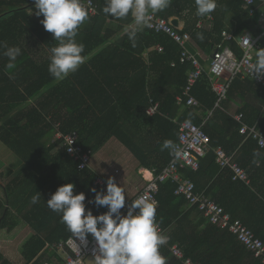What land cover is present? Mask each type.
<instances>
[{"label":"trees","instance_id":"trees-1","mask_svg":"<svg viewBox=\"0 0 264 264\" xmlns=\"http://www.w3.org/2000/svg\"><path fill=\"white\" fill-rule=\"evenodd\" d=\"M91 1L98 15L88 17V26L83 30L79 27L75 37L84 45L82 55L90 58L64 80L56 81L47 68L49 49L57 41L40 23L43 16L36 15L34 0H0V42L21 49L15 67L8 69L5 49L0 48V143L15 155L20 166L0 175H14L2 187L0 232L15 229L16 225L9 222L13 207L32 232L22 247V264H63L55 251L46 249V244H57L72 235L60 214L47 207L46 200L59 186L72 183L74 194L84 193L85 208L94 216L107 211L90 203L92 189L106 192L96 182L97 175L90 168L79 170L61 148L62 141L55 139L56 134L77 136L78 145L92 155L113 138L143 167L150 168L149 154H154L153 164L163 168L172 150L163 149V142L171 140L175 145L182 122L201 126L214 107L215 96L205 73L191 90L200 110L176 105L175 97L183 92L192 66L179 63L180 49L165 35L146 27L137 32L134 43L124 34L105 46L110 33L106 30L98 37L94 34L96 25L108 20L122 28L132 22L131 15L117 20L102 11L105 0ZM216 2L209 15V31L196 29V23L207 22V16L196 15L195 0H170L169 6L156 15L182 21V32L191 35L205 56L212 57L228 46L240 57L236 42L224 40L226 15L233 19L235 38L246 31L256 33V17L249 15L251 7L242 0ZM157 46L163 48L162 53L156 52ZM145 51L149 53L143 58ZM224 77L228 79L227 74ZM150 100L159 104L158 114L152 117L145 114ZM237 100L241 105L236 114L242 115L243 124L264 131V89L249 79L234 78L222 110H215L202 126L209 137L210 152L200 159L197 171L186 170L183 176L193 182L196 192H203L264 242V151L252 140L243 142L239 125L223 112L225 103ZM218 147L228 155L235 154L236 162L249 175L248 186L232 182L230 172L216 164L213 150ZM254 153L260 154L258 163H253ZM175 188L170 182L160 184L156 195V223L166 234L169 231L167 243L159 249L166 264H179L168 251L172 245L200 264H260L232 235L210 225L196 207L175 196ZM37 192L41 200L32 204L31 197ZM192 214L194 221H190ZM0 264L13 263L0 253Z\"/></svg>","mask_w":264,"mask_h":264},{"label":"built area","instance_id":"built-area-1","mask_svg":"<svg viewBox=\"0 0 264 264\" xmlns=\"http://www.w3.org/2000/svg\"><path fill=\"white\" fill-rule=\"evenodd\" d=\"M242 1L247 7H251L249 15L256 17V33L246 31L237 38L225 35V40H234L236 42L242 53L241 56L238 57L229 47H224L214 53L207 70L200 63L198 56L187 49V45L192 42L189 33L182 32L183 29L181 28L173 27L170 19L162 18L156 14L151 17V26L147 27V29L155 34H163L168 37L180 49L179 63H190L192 66V71L188 74L183 92L175 97L176 105H185L187 108L200 110L201 105L192 97L191 90L204 73L207 75L208 88L215 96V103L213 110L206 113L201 126L188 121L179 125L177 143L175 148L171 150L169 161L161 169L153 167L149 170L151 178L144 181V185L133 199L125 200V208L121 209V214H125L127 207L138 198L156 202L159 185L170 182L176 187L175 196L183 198L189 207H196L210 225L232 235L253 259L260 264H264V242L256 237L241 220H232L222 207L206 197L203 192H196L193 182L183 176V172L186 170L197 171L200 159L210 152L209 137L203 131L202 126L213 116L215 110H222V104L227 100L230 84L234 78L249 79L257 87L264 89V75L259 77L255 74L252 75L248 68V64L254 59L256 49H261L264 39V0ZM80 3L88 11V17L98 15L97 7L91 0H80ZM210 19L211 17H208V20ZM202 27V22H198L196 29H202ZM245 39H248L250 46L253 48H250L245 43ZM155 50L158 53L163 52L161 46H157ZM174 66L175 64L171 63V67ZM225 74L228 75V79L224 77ZM149 103L150 105L146 109L145 114L148 117H152L158 114L159 104L152 100ZM232 118L239 125L238 132L243 137V142L252 140L256 142L259 149L264 151V131L256 125L249 127L243 124L241 114H235ZM57 139L62 141L61 148L77 163L79 170L90 168L92 154L89 151H84L78 145L77 136L57 134ZM213 153L216 164L220 169L230 172L232 182H241L246 186L249 185V175L238 165L235 154L228 155L221 147L214 149ZM157 227L161 234L166 236V230H163L158 224ZM167 248L170 256L177 260L179 264H200L190 258H186L177 245L168 246ZM46 249L55 251L62 258L63 264H87L86 261L89 259L94 264L97 245L91 234L87 235L84 242L72 234L65 241L57 244H46Z\"/></svg>","mask_w":264,"mask_h":264},{"label":"clouds","instance_id":"clouds-1","mask_svg":"<svg viewBox=\"0 0 264 264\" xmlns=\"http://www.w3.org/2000/svg\"><path fill=\"white\" fill-rule=\"evenodd\" d=\"M170 0H105L102 11L117 20L131 15L132 23L124 29L131 42H135L137 32L150 27L153 15L169 6ZM196 15L209 16L217 7L216 0H195ZM36 15L43 16L40 23L52 34L57 45L49 49L48 72L56 80H64L85 62L83 43H77L75 37L79 27L88 19V11L80 0H34ZM199 39L203 35L197 34ZM245 43L250 47L248 39ZM7 57V68L15 67L21 49L0 42ZM251 74L264 75V48L256 49L254 59L248 64ZM163 149H174L171 140L163 142ZM253 163H258L259 153L253 154ZM74 185L67 183L59 186L46 200L47 207L60 214L61 222L73 236L82 242L87 235L94 238L97 249L94 264H166L160 254V247L165 245L168 237L161 234L156 224V202L138 198L127 207L125 214L124 189L114 179L106 181V192L92 189L94 206L104 207L106 212L93 215L85 208L84 193L74 194ZM41 194L31 197V203L37 204Z\"/></svg>","mask_w":264,"mask_h":264},{"label":"crops","instance_id":"crops-1","mask_svg":"<svg viewBox=\"0 0 264 264\" xmlns=\"http://www.w3.org/2000/svg\"><path fill=\"white\" fill-rule=\"evenodd\" d=\"M208 17H211V16H207V22H204V23L202 22L203 24L202 29L206 31H209L211 29L210 20L212 19L208 20ZM178 21L180 22L179 28L183 29L185 26L184 23L180 20ZM225 24H226L225 28L227 30L225 31L223 36L225 35L233 36L234 22H233L231 15H226ZM231 24L233 26H231ZM127 25L122 26V28H120L121 25L107 20L103 25L101 24L96 25L94 34H96L98 37L99 36L102 37L104 36L105 31L108 30V32L110 33L109 41L105 45V46H108L116 42L118 39H120L125 34L124 29ZM86 26H88L87 21H85L80 26L81 27L80 30H83ZM224 40H225V37H224ZM103 48L105 47L103 46ZM229 48L232 50L231 47ZM187 49L189 50V52L194 53L198 56L200 63L205 68V70H207L210 64V59L213 57V55L212 57L205 56V54L202 51H200L193 44V42H190L187 45ZM232 51L234 52V50ZM148 53L149 51H145L142 54V57L146 58ZM89 58L90 57H87L85 59L84 64L87 63ZM240 105L241 103L238 100L234 102L229 101L223 105V112L226 115L232 117L237 113V110ZM196 114H200V111H197ZM55 139H57V134L55 136ZM153 159H154V154L152 155L149 154L148 163L150 164V168L147 169L143 167L142 165L139 164V162L133 157V155L122 144H120L117 140L112 138L108 140V142L98 152L92 155L90 170H92V172H94L97 175L98 178L96 182L100 186H103L104 190L106 189L107 179L111 177L114 179L115 183L118 186H121L124 189V194L126 196L125 200H131L140 191L141 187L144 185V181L149 180L151 178L149 174V170L153 167L161 168L159 164H156V165L153 164V161H154ZM17 161H18L17 159L16 160L14 159L12 160L11 163L15 165L16 163H19ZM1 163L2 162L0 161V168L1 167L4 168L5 166L6 168H8L9 163L7 164H1ZM17 166H19V164H17ZM8 170H11V169H8ZM146 174H148L149 176L147 177ZM194 216H195L194 214L191 215L190 221H194V218H193ZM168 234H169V231L167 232L166 236ZM0 253L5 258H7L11 263L20 264L18 263L19 260H16L14 258V254L8 253L4 255V253L1 252V250H0Z\"/></svg>","mask_w":264,"mask_h":264},{"label":"rangeland","instance_id":"rangeland-1","mask_svg":"<svg viewBox=\"0 0 264 264\" xmlns=\"http://www.w3.org/2000/svg\"><path fill=\"white\" fill-rule=\"evenodd\" d=\"M16 160L15 155L13 154L4 146L0 143V161L2 162L1 164H8V168L6 166L4 168H0V175L7 173L8 169H11L12 171H16L20 168V166H17L16 163L13 165L12 160ZM18 162V161H17ZM18 167V168H17ZM14 176V175H13ZM12 175L9 177L5 176H0V200L4 199V193L2 191V187L5 186L11 178L13 177ZM10 208L12 205H9ZM11 218L9 220L10 223H13L16 225L15 229L12 231H1L0 232V250L1 252L5 254L12 253L14 254V258L16 260H19L18 263L22 264V257H21V252H22V247L28 240V238L32 235V232L28 229L27 225H25L19 218L18 215H15V210L11 209ZM87 264H93L92 260H87Z\"/></svg>","mask_w":264,"mask_h":264},{"label":"water","instance_id":"water-1","mask_svg":"<svg viewBox=\"0 0 264 264\" xmlns=\"http://www.w3.org/2000/svg\"><path fill=\"white\" fill-rule=\"evenodd\" d=\"M170 22H171L173 27L179 28L180 22L177 19L172 18V19H170Z\"/></svg>","mask_w":264,"mask_h":264},{"label":"bare ground","instance_id":"bare-ground-1","mask_svg":"<svg viewBox=\"0 0 264 264\" xmlns=\"http://www.w3.org/2000/svg\"><path fill=\"white\" fill-rule=\"evenodd\" d=\"M146 176L148 177L149 175H148V174H146Z\"/></svg>","mask_w":264,"mask_h":264}]
</instances>
